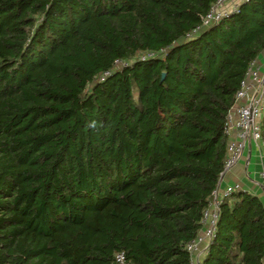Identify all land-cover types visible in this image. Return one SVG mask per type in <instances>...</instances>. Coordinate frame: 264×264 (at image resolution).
Returning a JSON list of instances; mask_svg holds the SVG:
<instances>
[{
  "label": "trees",
  "instance_id": "obj_1",
  "mask_svg": "<svg viewBox=\"0 0 264 264\" xmlns=\"http://www.w3.org/2000/svg\"><path fill=\"white\" fill-rule=\"evenodd\" d=\"M215 2L0 0V264H189L264 49V0L201 27ZM214 231L201 264H264L254 194Z\"/></svg>",
  "mask_w": 264,
  "mask_h": 264
},
{
  "label": "built area",
  "instance_id": "obj_2",
  "mask_svg": "<svg viewBox=\"0 0 264 264\" xmlns=\"http://www.w3.org/2000/svg\"><path fill=\"white\" fill-rule=\"evenodd\" d=\"M243 1V0H242ZM240 1L216 0L209 10L201 16V27H207L217 23L220 19L237 11ZM144 57H141L143 59ZM120 63H116V67ZM105 72L103 75H106ZM103 75L101 78H103ZM264 113V67L253 60L235 92L234 100L226 113L224 128L228 136L234 133V138L227 139L226 156L220 179L240 159L246 143L253 142L260 149L264 148V141L261 137V120ZM259 182L264 191V162L258 172ZM240 189L237 184L219 189L218 186L212 191L210 200L205 207L201 228L196 237L186 244L189 252V264H201L203 257H196L197 254H206L210 240L214 237V230L219 215L221 202L234 190ZM200 254V255H201ZM114 264H129L123 252L114 255Z\"/></svg>",
  "mask_w": 264,
  "mask_h": 264
},
{
  "label": "crops",
  "instance_id": "obj_3",
  "mask_svg": "<svg viewBox=\"0 0 264 264\" xmlns=\"http://www.w3.org/2000/svg\"><path fill=\"white\" fill-rule=\"evenodd\" d=\"M236 1L241 2L242 0ZM254 60L264 67V49L259 52ZM228 138H234V133H230ZM263 162L264 149H260L255 143L251 141L246 143L240 159L229 171H227L222 176L218 182V188L224 189L237 184L240 189L248 191L249 193L257 196L264 205V191L260 186L258 176L259 169ZM200 254H197L196 257H204L203 254Z\"/></svg>",
  "mask_w": 264,
  "mask_h": 264
},
{
  "label": "rangeland",
  "instance_id": "obj_4",
  "mask_svg": "<svg viewBox=\"0 0 264 264\" xmlns=\"http://www.w3.org/2000/svg\"><path fill=\"white\" fill-rule=\"evenodd\" d=\"M120 66V65H119ZM119 66H117V67H119Z\"/></svg>",
  "mask_w": 264,
  "mask_h": 264
}]
</instances>
